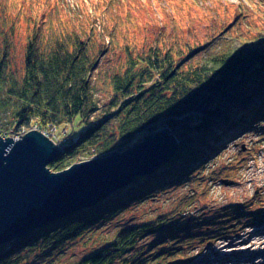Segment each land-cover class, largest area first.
<instances>
[{"label": "trees", "instance_id": "16d2710c", "mask_svg": "<svg viewBox=\"0 0 264 264\" xmlns=\"http://www.w3.org/2000/svg\"><path fill=\"white\" fill-rule=\"evenodd\" d=\"M246 1L229 22L205 12L203 27L209 40L199 42L180 41L173 33L174 19L188 23L183 22L188 13L183 11L184 0H171L167 7L146 0L140 5L149 13L144 27L158 26L161 33L164 18L166 34L155 33L153 41L140 49L125 43L124 59L101 70L98 66L110 51V41L92 26L68 21L71 17L54 26L29 10L26 21L31 29L20 66L12 60L11 30H0V136H20L19 131L32 128L46 132L73 124L76 118L83 126L58 142L62 152L48 164L51 171L123 152L161 128H167L178 142L174 157L155 171L1 244L0 264H44L74 240L90 246L67 264H181L188 260L190 250L184 251L179 242L189 247L194 234L172 236L178 228L168 226L167 219L189 206L192 196L144 221H120L131 208L170 188L193 179L203 181L229 143L264 119V8L262 0ZM128 2L137 5L134 0ZM56 3L65 5L62 0ZM124 5L110 0L105 6L111 11ZM250 13L258 23L248 21ZM239 21L246 25V32L238 31ZM230 28L231 36L225 33ZM223 39L231 42L209 44ZM103 90L109 94L101 109ZM106 222L118 225L105 234L101 227ZM234 225L236 229L239 224ZM225 229L229 228L215 226L208 233L224 234ZM150 234L156 236L139 244Z\"/></svg>", "mask_w": 264, "mask_h": 264}, {"label": "rangeland", "instance_id": "374dc122", "mask_svg": "<svg viewBox=\"0 0 264 264\" xmlns=\"http://www.w3.org/2000/svg\"><path fill=\"white\" fill-rule=\"evenodd\" d=\"M62 1L66 7L57 5L56 0H0V30H11L12 60L17 66L21 65L27 35L31 29V24L26 21L29 10H33L32 14L37 11V16L43 17L54 26L66 23L67 19L71 17L68 21L75 19V22L81 23L83 26H92L104 35L106 41H110V43L107 42L110 45V51L101 58L98 70L123 60L125 43L140 49L153 41L155 33L165 35L167 31L168 23L163 17L165 30L161 33L158 31V26L144 27L143 22L148 20L149 13L140 5L146 0H134L137 5L132 6L128 0H116L119 5L125 4V7L115 8L116 10L111 11L105 6L110 0ZM152 2L167 7V3L171 0H152ZM184 2L187 6L184 5L186 11L184 9L183 11L188 13L183 18V22H188L184 24L187 30L184 29L183 23L180 24L176 21L177 19H174L173 33L180 41L192 38L199 42L209 40L205 36L206 27H203L205 12H212L211 14H215L218 19L227 18V22H229L240 13L238 6L241 3L247 5L246 0H184ZM111 6L110 4V8ZM261 6L264 8V0H262ZM164 16L166 15L164 14ZM191 17L194 18L192 27H190ZM247 19L252 24L259 21L253 13H250ZM124 21L129 26L125 27ZM240 23L241 21L238 22L240 25L238 31L245 30L246 32V25ZM226 25L224 24L223 27ZM113 26L117 30H111ZM232 32V28L225 31L229 36L233 34ZM228 42L231 41L223 39L220 42L209 44H227ZM99 76L103 77L101 73ZM101 88L104 89L103 86ZM108 94L105 90L100 94L102 97L101 109L105 108ZM32 129L38 130L37 128ZM81 129L83 126L79 124V118H76L73 124L52 128L46 132H50L47 137L59 145L58 142L63 140L66 133L73 130L75 135ZM19 133L23 135L25 132L21 130ZM83 160L85 159L81 161ZM208 178L211 180L207 181L206 185L203 184ZM224 180L229 182L225 183ZM188 196H192L194 201L189 206L176 210L175 214L168 216L167 219L168 226L178 228L172 236L191 233L195 237L189 247H187L188 245L183 246L179 242L184 251L190 250L189 254H186L188 260L181 264H211L213 262L218 264L217 259L222 256H225V259L230 258L233 262L238 257L252 259L244 264H264V253L258 257L256 254L257 250L264 249L261 246L262 243L254 242L260 231L264 238V119L257 121L254 127L237 135L229 143L224 153L211 164L203 181L198 182L193 179L185 186L170 188L153 199L131 208L124 214L125 218L120 222L129 218H132V222L144 221L156 214L168 212L173 207L172 205L182 198L187 200ZM219 219L222 221L218 222ZM237 222L239 225L235 229L234 223ZM117 225V222H106L101 227V232L109 234ZM215 226H225L229 229H225L226 233L224 234L208 233ZM255 232L256 234H253ZM154 236L156 234L143 237L139 240V244L150 241ZM89 246V244L84 245L82 241L74 240L64 245L51 260L46 259L44 264L74 262L88 250ZM171 246L177 248L176 244ZM242 250L243 252H240ZM238 253L241 255L235 256Z\"/></svg>", "mask_w": 264, "mask_h": 264}, {"label": "water", "instance_id": "95a60500", "mask_svg": "<svg viewBox=\"0 0 264 264\" xmlns=\"http://www.w3.org/2000/svg\"><path fill=\"white\" fill-rule=\"evenodd\" d=\"M177 150L173 133L162 128L123 152L53 172L48 164L62 148L41 131L0 136V245L105 198L158 169Z\"/></svg>", "mask_w": 264, "mask_h": 264}, {"label": "bare ground", "instance_id": "6f19581e", "mask_svg": "<svg viewBox=\"0 0 264 264\" xmlns=\"http://www.w3.org/2000/svg\"><path fill=\"white\" fill-rule=\"evenodd\" d=\"M253 234H256V232L255 233H253ZM252 234V235H253ZM261 236V237H260ZM256 237H258V238H256L255 240H254V242H257L256 244H259L260 242L262 243L261 244V246L264 248V238H262V235H261V231H260V233H258V235H256ZM240 252H243V250L242 251H240ZM264 253V249H261V250H257V252H256V254H257V257L258 256H260V255H262ZM241 255V253H238V255H235V256H240ZM225 256H222V257H220L219 259H217L218 260V264H234V263H237V264H244V263H246V262H249V261H251L252 259L251 258H248V259H246V258H238V257H236V261H231L230 260V258H224ZM223 258H224V260H223ZM230 260V261H229ZM210 262H212V261H210ZM197 264H199V263H197ZM211 264H215L214 262L213 263H211Z\"/></svg>", "mask_w": 264, "mask_h": 264}, {"label": "built area", "instance_id": "2783aa9c", "mask_svg": "<svg viewBox=\"0 0 264 264\" xmlns=\"http://www.w3.org/2000/svg\"><path fill=\"white\" fill-rule=\"evenodd\" d=\"M43 132V131H42ZM43 134H45L46 136H48L49 135V133H47V132H43ZM21 136V135H20ZM20 136H17L16 138H19Z\"/></svg>", "mask_w": 264, "mask_h": 264}]
</instances>
